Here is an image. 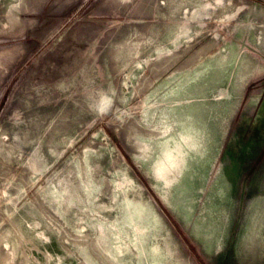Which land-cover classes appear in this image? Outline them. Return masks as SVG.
Returning a JSON list of instances; mask_svg holds the SVG:
<instances>
[{"label": "rangeland", "instance_id": "374dc122", "mask_svg": "<svg viewBox=\"0 0 264 264\" xmlns=\"http://www.w3.org/2000/svg\"><path fill=\"white\" fill-rule=\"evenodd\" d=\"M0 264H264V0H0Z\"/></svg>", "mask_w": 264, "mask_h": 264}]
</instances>
